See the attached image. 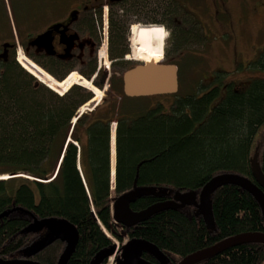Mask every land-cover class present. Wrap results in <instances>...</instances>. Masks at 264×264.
I'll list each match as a JSON object with an SVG mask.
<instances>
[{"label":"trees","instance_id":"trees-1","mask_svg":"<svg viewBox=\"0 0 264 264\" xmlns=\"http://www.w3.org/2000/svg\"><path fill=\"white\" fill-rule=\"evenodd\" d=\"M25 2L29 0H18ZM0 6L7 8L5 0ZM7 12L0 14L3 40L12 35ZM13 17L28 21L29 11ZM113 31L117 47H123L124 28ZM21 32L25 35L27 29ZM186 35L175 34L177 49ZM18 60L24 68L14 58L0 60V174H14L0 179V216L10 212L0 217V260L59 264L67 246L60 239L21 253L41 236V231L29 230L35 219H66L76 226L79 240L66 264H91L98 252L113 246L110 234L122 241L111 208L113 122L116 197L155 190L138 195L130 205L135 211L172 199L176 191L199 193L220 174L254 181L251 158L256 148L264 172V78L253 79L242 93L229 88L225 97L218 89L202 96L169 94L174 95L169 110L162 103L148 106L145 101L152 96L129 98L113 86L102 105L78 115L93 94L80 85L60 95L55 89L71 79L89 84L85 78L73 73L59 82L24 55ZM59 68L55 77L62 79L67 73ZM212 210V228L195 206L162 210L134 227L120 228L130 239L155 244L167 255L166 264H178L232 236L264 232L258 201L237 185L217 189ZM143 258L155 262L149 253ZM196 264H264V244H241Z\"/></svg>","mask_w":264,"mask_h":264},{"label":"flooded vegetation","instance_id":"flooded-vegetation-1","mask_svg":"<svg viewBox=\"0 0 264 264\" xmlns=\"http://www.w3.org/2000/svg\"><path fill=\"white\" fill-rule=\"evenodd\" d=\"M231 1L29 0L28 4L18 3L16 7L11 3L9 9L0 6V14L8 11L10 16L16 14L24 17L28 9L29 20L13 21L12 35L0 44V54H5V58L0 60L16 59L17 49L22 48L33 63L54 76L60 74L62 69L59 66L62 65L65 67L63 72L67 74L77 69L99 87L108 84V91L114 86L122 88L123 92L122 78L124 72L132 67V54L135 60L146 62L136 59L134 28L151 27L156 34L160 33L162 27L165 30L163 50L166 39L167 44L175 34H192V45L178 48L174 58L180 68V62L188 57L199 75L195 84H192V93L202 96L218 89L219 94L225 97L229 88L233 92L242 93L253 79L264 78L260 73L250 72L251 68L255 72L264 71L261 67L264 60V36L257 37L249 58L239 49L238 34L247 29L253 16L264 15V0H238L236 9L232 8ZM164 16L169 20L164 19ZM134 22L139 25H133ZM24 26H29L26 35L21 32ZM115 26L124 28L123 47L116 45L113 31ZM257 32H264V21ZM44 33H48V37L43 43L38 42V37ZM154 42L156 50H159L161 40L156 38ZM187 49L188 56L185 52ZM214 49L215 53L212 54ZM230 49L233 53L231 60L227 55ZM103 64L107 66L103 68ZM153 258L155 262L152 263L160 264Z\"/></svg>","mask_w":264,"mask_h":264},{"label":"water","instance_id":"water-1","mask_svg":"<svg viewBox=\"0 0 264 264\" xmlns=\"http://www.w3.org/2000/svg\"><path fill=\"white\" fill-rule=\"evenodd\" d=\"M46 37H48V33L40 35L37 40L43 43ZM6 45L7 44H5V46ZM3 57L5 58V54L1 53L0 58ZM122 83L124 95L129 98L175 94L180 87L179 67L174 62L166 61L165 58L158 63L154 61L138 62L134 67L124 72ZM251 168L254 181L238 174H220L211 179L199 193L194 190L187 192L176 191L172 199L153 204L141 211L133 210L130 205L135 202L140 193L154 192L155 190L145 188L143 190L126 192L116 197L112 209V216L115 222L120 224L123 228H131L162 210L195 206L206 222L208 220H212L213 222L212 195L217 189L228 184L237 185L252 194L258 201L264 215V172L259 162L258 148H256L251 158ZM115 172L116 169L114 170V176ZM159 191L166 192L167 189ZM9 213L10 212H6L1 216L8 215ZM43 227H48L49 230L54 233V237L44 245L49 244L54 239H60L66 242V249L59 260V264H66L78 243V229L66 219L50 218L41 221L35 219L32 225L29 226V230L41 231ZM247 243L264 244V232H247L226 238L211 247L184 257L178 264H196L218 255L229 248ZM117 251L116 245L103 249L96 254L91 264H102ZM120 253V257L116 259V264H155L143 258L144 253L151 254L160 264H166L168 260L167 255L155 244L144 238L129 239L126 243L122 244ZM0 264L39 263L28 260H0Z\"/></svg>","mask_w":264,"mask_h":264},{"label":"rangeland","instance_id":"rangeland-1","mask_svg":"<svg viewBox=\"0 0 264 264\" xmlns=\"http://www.w3.org/2000/svg\"><path fill=\"white\" fill-rule=\"evenodd\" d=\"M13 2H14V6H16L18 4V0H14ZM238 3H239L238 0H232L231 1L232 8H234V9L238 8ZM10 4H11V1L10 0L6 1V5H7L8 9L10 7ZM10 17H12V23H13V21L15 22L14 17L13 16H10ZM164 19L169 20L168 17H165ZM263 21H264V15L253 16L251 18L250 22L248 23L249 26H247V29L246 30H242V32H238V34L240 36V46H239V49L244 53V56L245 57H249V58L251 57L252 46H253V43L254 42L256 43L257 37L259 35H263L264 36V32L259 33V34L257 32L258 27L263 24ZM4 25H6V24L4 23ZM133 25H139V24L137 22H134ZM158 25H161V24H158ZM143 28H144L143 30H140V27H135L134 28V40H133L134 42H133V47H134L136 59H138V60H145L146 62L153 61L156 58H158V60H159L161 58L160 57V50L157 51L154 48V44H155L154 39H155V37H154V34L152 32V29L151 28H148V27H143ZM26 29H27V32H25V35H26V33L29 32V26H27V27L24 26L22 28V30H26ZM187 34H189V35L188 36L186 35V37L183 39V47L182 48H184V47L187 48V47H190L192 45V34L191 33H187ZM129 35L131 36V33ZM188 37L190 38V40H186V38H188ZM167 38H168V36H167ZM5 39H7V38H5ZM4 40H3L2 37H0V44ZM166 42H167V39L165 41L164 58L166 57V61L174 62V61H176L174 58H176V56L178 54L177 53V47H176L177 45H175V38H172V39L168 40V43L167 44H166ZM130 47H132V46L130 45ZM133 47H132V49H133ZM136 49H137V51L142 52L144 55L141 54L140 56H142V57H137V56H139L138 55L139 52L137 53L136 52ZM185 52H186V54L188 56V52H189L188 49ZM211 52H212V54H214L215 53V49L213 51H211ZM132 53H133V50H132ZM132 53H130V54H132ZM20 55H24L31 62H33L24 53V50L22 48H20V49H17V51L15 53L16 62H18L19 64H20V62H19L18 59L20 58ZM227 55L229 56V58L231 60L232 59V56H233V53H232V50L231 49H230V51H229V53ZM161 60L162 59H160L159 62ZM130 62H132V67H134L140 61L135 60L133 58V54H132L131 59H130ZM154 62H157V60L154 61ZM107 65H109V62L107 63ZM107 65H104L103 64V68H105ZM40 67H42V66H40ZM110 67H111V64H110ZM179 69H180V71H179L180 87H179V90H178V93L177 94L178 95L190 94V93L193 92V89H194V88H192V84L193 85L195 84L194 81H195V79L197 77H199V75H197V73L194 71V69L191 66V62L189 61V58L188 57L182 63L180 62V68ZM43 71H45V73H47L49 75V78L52 77L54 80L57 79L58 81L59 80H65L67 77H69L73 73H77V74L79 73L77 69H72L71 70L72 72H70L69 74H67L64 78L58 79L51 72H48V70H43ZM250 72L251 73H255V74H259L260 73V75H262V77H264V71H262V72H260V71L259 72H255V70H253V68H251L250 69ZM80 74L81 73H79V75ZM31 75H33V74H31ZM81 76L83 78H85L88 81L89 84L82 83L81 80L78 81V84H76L71 79V80H69L68 83H66V84H64L62 86H59V87H57L55 89L56 90L55 92L60 95L62 92L63 93L66 92V91L64 92L65 89H70L72 86L80 85V86L86 88L87 90H89L93 94L92 99H90L87 103H85L81 107V108H84V109L82 111L78 112L79 113L78 115H82L86 111H92V110L95 109L96 106L102 105L103 102H104V100L108 97V94L107 93H108V90H109L108 89V87H109L108 84H104L103 87L101 88L98 85H96V83L91 78H88V77L84 76L83 74H81ZM34 78L39 83L45 85L43 82L40 81V79L38 77L34 76ZM45 86L48 87L47 85H45ZM92 87L95 90H93ZM166 96H169V97H166ZM173 96L174 95H156V96H152L153 98H151V100H147L145 102L150 107H156L159 103H162V105H164V107H166L169 110L170 107H171V104L174 101V97ZM95 98H97V101L95 100ZM76 118L73 120V124L75 123ZM113 125L115 126V123ZM111 128H112V124H111ZM263 129H264V126L262 127L261 130H263ZM112 130H113V132H112V137H111V142H112V150L111 151H112V169H113V173H112V187H111V196H112L111 197L112 198V200H111L112 201L111 208L113 209L114 201L116 199V194H115V190H114L115 189L114 188L115 131H114V128ZM262 136H263V134H262V131H261V133L256 137L255 144L259 143V141L261 140ZM7 176L10 177L12 175H10V174H0V179L1 178H4V177H7ZM207 225L210 228H212L213 227L212 220H208L207 221ZM118 231L123 236L122 241L119 240V239H117V238H115L111 234H110V237H111V239L113 241V245H116L119 248H121L122 244L126 243L130 238H128V236L126 234H124V231L125 230L122 229V228H120V226H119ZM41 232H42L41 233V236L37 240H35L31 246H29V247H27V248H25V249H23L21 251L22 254H29V253L34 252L35 250L39 249L42 245H44L45 243H47L52 237H54V233L51 232L48 227H43L41 229ZM120 255H121V253H119V252H117L116 254H113L109 258V260L108 259L106 260L107 264H116V259L119 258Z\"/></svg>","mask_w":264,"mask_h":264},{"label":"bare ground","instance_id":"bare-ground-1","mask_svg":"<svg viewBox=\"0 0 264 264\" xmlns=\"http://www.w3.org/2000/svg\"><path fill=\"white\" fill-rule=\"evenodd\" d=\"M148 28H151V27H148ZM144 28L143 27H140V30H143ZM152 29V32H153V34H154V37L156 36V38H159V40H161V43H160V59H162L163 58V39H165V30L162 28V27H160V33H156L155 34V32H154V29L153 28H151ZM146 30V29H145ZM150 32V31H149ZM155 38V39H156ZM154 39V38H153ZM155 39H154V41H155ZM154 48H155V44H154ZM155 50H156V48H155ZM158 51V50H157ZM136 52L138 53L139 51H137V49H136ZM141 54H143L142 52H139L138 53V55L139 56H137V57H142V56H140ZM144 55V54H143ZM146 56V55H145ZM159 59V60H160ZM157 60V62L156 63H158L159 62V60H158V58H156L155 59V61ZM162 61V60H161ZM160 61V62H161ZM128 70V69H127ZM41 79V78H40ZM179 90V89H178ZM165 95H169V94H165ZM77 119V118H76ZM12 175H14V174H12ZM4 178H6V177H4ZM250 179V178H249ZM112 218H113V221H115L114 220V217L112 216ZM120 225V224H119Z\"/></svg>","mask_w":264,"mask_h":264}]
</instances>
